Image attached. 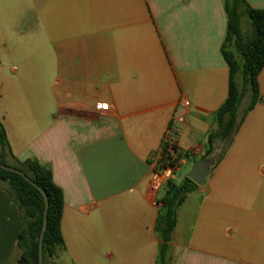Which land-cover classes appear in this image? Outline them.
<instances>
[{"label": "crops", "instance_id": "1", "mask_svg": "<svg viewBox=\"0 0 264 264\" xmlns=\"http://www.w3.org/2000/svg\"><path fill=\"white\" fill-rule=\"evenodd\" d=\"M226 29L223 0H0V118L14 155L63 191L59 264H156L155 162L181 115L188 173L212 158ZM258 80L260 101L179 208L172 264H264V67ZM22 229L0 186V264H18Z\"/></svg>", "mask_w": 264, "mask_h": 264}, {"label": "trees", "instance_id": "2", "mask_svg": "<svg viewBox=\"0 0 264 264\" xmlns=\"http://www.w3.org/2000/svg\"><path fill=\"white\" fill-rule=\"evenodd\" d=\"M227 15V29L221 52L229 67L228 96L215 114V129L208 136L207 156L218 163L231 146L234 137L247 113L260 101L259 74L264 67V9L253 7L248 0H223ZM248 16L253 33L247 34L242 27V19ZM250 94V102L239 115V107L244 97ZM219 155L215 157V154ZM189 155L175 146L169 151L164 141L158 169L177 163ZM0 163L19 169L36 182L49 199L48 222L44 235V264H59L58 259L67 253L62 234L64 195L55 183L52 171L37 159L19 160L12 152L6 128L0 118ZM0 186L5 188L17 204L23 222L18 237L22 255L18 264H39V241L43 225L45 201L40 190L22 175L0 167ZM198 184L185 176L181 181L169 179L164 184V194L158 199L159 211L156 233L159 248L156 264H172V235L178 224V211L189 193Z\"/></svg>", "mask_w": 264, "mask_h": 264}, {"label": "water", "instance_id": "3", "mask_svg": "<svg viewBox=\"0 0 264 264\" xmlns=\"http://www.w3.org/2000/svg\"><path fill=\"white\" fill-rule=\"evenodd\" d=\"M215 164V159L213 158H200L197 160L191 171L188 173L187 177L192 179L195 183L198 185H201L204 180L206 179L207 175L210 172L211 167ZM0 167L4 168L9 171L16 172L20 175H22L27 181H29L31 184H33L35 187H37L40 192L42 193L45 201V210H44V215H43V225H42V230L40 235L37 237L39 241V264H44V251H43V246H44V235L47 229V222H48V210H49V199L46 194V192L32 179H30L25 173L19 169L10 167L8 165H5L3 163H0Z\"/></svg>", "mask_w": 264, "mask_h": 264}, {"label": "built area", "instance_id": "4", "mask_svg": "<svg viewBox=\"0 0 264 264\" xmlns=\"http://www.w3.org/2000/svg\"><path fill=\"white\" fill-rule=\"evenodd\" d=\"M183 105H185L186 107L191 105L190 100L188 99H183L182 100ZM179 121V122H183L184 121V116H179L177 118H174L171 125L169 126L166 135H165V142L168 143L169 145V151L173 152L175 146H177V135L178 132L177 130L174 128V122ZM181 163V160L179 161ZM177 167L176 165H168L164 168H160L158 169L156 167V162H155V169L153 171V175H152V180H151V187L154 191H158L160 188H162V186L169 180V179H173L174 175H175V171H176Z\"/></svg>", "mask_w": 264, "mask_h": 264}, {"label": "rangeland", "instance_id": "5", "mask_svg": "<svg viewBox=\"0 0 264 264\" xmlns=\"http://www.w3.org/2000/svg\"><path fill=\"white\" fill-rule=\"evenodd\" d=\"M242 24H243V29L245 31V33L247 34H252L253 33V29H252V25L250 22V19L248 16H244L242 19ZM219 155V152H217L215 154V157H217ZM178 165H176L177 168L180 167L179 171L176 173L177 174V181H181V179H183L185 176L188 175V169L190 168V164L187 165H183L182 163L178 162Z\"/></svg>", "mask_w": 264, "mask_h": 264}]
</instances>
